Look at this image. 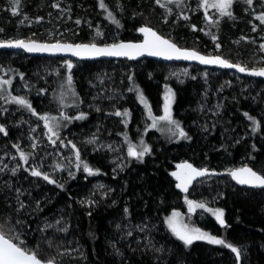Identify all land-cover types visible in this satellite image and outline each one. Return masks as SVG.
Returning a JSON list of instances; mask_svg holds the SVG:
<instances>
[{
  "label": "trees",
  "instance_id": "1",
  "mask_svg": "<svg viewBox=\"0 0 264 264\" xmlns=\"http://www.w3.org/2000/svg\"><path fill=\"white\" fill-rule=\"evenodd\" d=\"M178 4L183 15L172 24L159 20L153 0H0V42L55 43L57 39L47 35L50 28L65 31L56 43H109L112 33L120 42H137V31L146 25L174 44L203 53L204 45H216V55L226 61L264 69V22L259 19L264 0H252L251 5L233 0L231 15L216 20L213 12L207 13L211 20H201L199 14L190 15L185 3ZM85 17L96 18L93 24L110 18L106 27H99L107 30L104 38H91ZM14 53L22 60L11 57ZM68 61L74 62L68 75L71 87H57L61 73L50 87H30L23 95L25 105L15 103L8 88L0 87V234L56 264H264V189L239 188L227 176H215L194 182L182 194L172 180L183 162L216 173L243 165L264 176V82L217 70V77L185 79L175 87L172 108L183 137L171 140L155 133V141L153 132H147L148 154L140 161L127 159L122 168L111 163L124 153L122 148L80 150L68 175L57 163L53 172L45 168L42 156L25 144L26 129L47 137L41 115L54 114L55 130L67 136L66 148L77 146L78 133L92 131L123 143L129 136L116 123L115 113L129 110L135 122L140 97L157 114L167 84L164 73L170 67L149 59L116 61L126 71L124 86H130L121 103L116 97H122V91L108 95L107 101L100 95L103 75L111 72L104 66L113 61L77 62L0 51V68L11 71V84L38 63L55 67ZM65 92L72 97L70 106L62 99ZM209 108L214 114L204 112ZM67 109L76 110L68 114ZM33 169L42 175L33 176ZM193 200H204L208 208L221 212L224 225L210 212L192 214L188 208ZM174 213L189 232L197 229L237 248L239 260L224 244L193 240L186 245L169 226Z\"/></svg>",
  "mask_w": 264,
  "mask_h": 264
},
{
  "label": "rangeland",
  "instance_id": "2",
  "mask_svg": "<svg viewBox=\"0 0 264 264\" xmlns=\"http://www.w3.org/2000/svg\"><path fill=\"white\" fill-rule=\"evenodd\" d=\"M153 2L158 6V9H160V12L158 13V18L162 23H166L168 20H171L172 24H176L177 21H180L182 17V12L179 11L178 8V3H185L188 7L187 10L189 11L190 15H195L199 14L201 20H211L210 17L208 16V11L213 12L216 19H219L221 17V12L220 10L211 7V3L213 0H207V3L209 6H205V0H153ZM171 5V6H169ZM229 9V8H228ZM227 9V11H228ZM86 16V15H84ZM96 18L93 19H88L84 18V25L85 27L90 30V35L92 39H102L105 37L104 33L107 34L106 28V22L110 20L107 19L106 17L104 18V21L100 23V21L96 24H93V21H95ZM199 19V20H200ZM101 24L104 26L103 29L99 28L101 27ZM145 27H150L146 26ZM151 28V27H150ZM105 31V32H102ZM47 35L49 38H53L54 40L57 39L56 42H59L58 40L63 39V34L65 31H57L56 28H53L47 31ZM70 31L68 30V34ZM158 33V32H157ZM113 36L109 37L110 41L109 43H99L95 44L93 41H90L88 44H95V45H113L116 43H119L121 40L118 38V35L116 33H112ZM51 38V39H52ZM167 38V37H166ZM171 41L170 38H167ZM7 41H12L15 42L17 40L14 39H9ZM30 41H36V40H30ZM55 42V43H56ZM71 43V42H68ZM174 43V42H173ZM181 43H176V45L180 48H188L179 45ZM195 47V46H193ZM197 48V47H196ZM188 49H193L197 52H200L203 55L206 56H216V52L219 50V47L216 45H204L203 49L205 50V53H203L200 50H196L194 48H188ZM11 57L17 58L18 62L21 61L22 59L18 58L17 53L11 54ZM24 60L22 61V63ZM115 63L113 64H107V66H104V69L110 70L111 72H105L103 77H104V84L102 87L103 90L101 92V96L103 100H108V95L109 96H116V92H121L123 96L116 97L119 100H122L121 103L125 102V95H127L128 90L130 86H124V80L123 75L126 74V71L124 69H121L120 66L116 65V61H113ZM245 64V63H244ZM242 65L244 68H248L247 65ZM45 63H38L36 67L38 68H33V69H28L25 73V77L23 79H19L18 83L11 84L12 77H7V74H10L11 71H9L6 68H0V87H7L12 98H17V99H22L23 100V95L27 91L31 90L32 88L30 87H36L37 85H42L46 87H50L54 81L57 79L59 74L63 73L62 78L59 79V83L57 87H71L70 82L68 79L69 72L71 71V67L74 65V62L68 61V62H62L60 66H55V67H48V65ZM69 65L71 67L69 68ZM167 68V71L164 73V80L167 84L163 87L162 90V103L160 106L159 111L154 113L152 109L150 108L149 104L144 98L138 99V104H139V114L136 116V121L131 122L132 118L130 116V111L129 110H123V109H118L116 113H120V115H116V123L123 127L124 133H127L129 136V139H126L123 143L120 140L113 139L111 138L108 134L106 136H99L95 131L90 132L87 135H82V134H77L76 135V147H65V143L67 141V136L65 137H60L58 135V132L55 130V126H57L58 122L54 114L51 115H41V119L43 120L42 124L44 125L45 131L48 133L47 137L45 134L41 131H36L32 129H26L27 131V137L25 140L26 146H29L30 148L34 149V151L39 153L40 156H42L41 160L45 161V168L50 169V172L54 171V165L57 163L60 168L63 170L68 171V175L71 174V169L73 168L76 158L78 157V152L81 150H98V149H103V150H116V152L119 151V149H124V153L120 154L118 153V156L115 160H111V163H114L117 168H122L124 163H126L127 159H132V160H142L148 152H146L142 157H139L137 155H129L130 149L135 152L139 153L143 150L144 146H147L148 149L150 148L149 143L145 139V134L147 132H153L152 133V139H154V136L156 134L158 136H161L160 138H170L171 140H174V138H178L181 136L179 135V131H183L180 127V124L176 121V119L173 116V104L175 100V87L178 85L182 84V82L185 79H194L196 77L202 78V79H207L208 77H217L218 72L211 70L210 72L203 70L202 71H197L194 70V67L191 65H181V64H176V66H171ZM112 67V69H111ZM260 68V67H258ZM27 76V77H26ZM7 82V83H5ZM64 92L62 90L60 93ZM63 101H65L68 106H70L72 102V97L70 96L69 92L68 95L64 94L62 97ZM166 103L168 105V112L171 115V120L174 121L175 123H169L167 120H162L161 117L165 116V106ZM66 106V104L62 105ZM214 109L218 108L217 105L213 106ZM214 109L211 110L206 109L204 112H206L208 115L209 114H214ZM76 110V109H75ZM75 110L73 109H67L66 113L71 114ZM127 112V115L125 116L124 113ZM22 121L25 123V119ZM155 123V127H153V123ZM48 125L46 127L45 125ZM179 125V130L177 129L176 125ZM49 127L52 129V131H49ZM88 127V126H87ZM128 131V132H127ZM54 133V134H53ZM156 133V134H155ZM163 136V137H162ZM46 138H51L49 142H47ZM58 138V139H56ZM158 138H155L154 140L156 141ZM91 141V142H90ZM68 142H71L69 144H73L72 140H68ZM80 151V152H81ZM120 152V151H119ZM11 161V159H10ZM2 163H0V172L2 171L1 167ZM16 166V165H15ZM239 167H244L243 165H240ZM15 168V167H14ZM191 205H204V207H191L188 208L192 214H198V215H203L205 211L210 212L213 217L217 220L216 215L214 213L219 212L214 210L213 208L210 209L208 208V203L204 200H193L189 201V207ZM175 214V215H174ZM169 217L168 221H173L175 226L178 229H187L186 225L180 218L178 213H174ZM219 225L223 226L218 221ZM53 229L56 230L54 227ZM18 245V244H17ZM19 246V245H18ZM65 253V252H61ZM44 262V261H43Z\"/></svg>",
  "mask_w": 264,
  "mask_h": 264
},
{
  "label": "snow or ice",
  "instance_id": "3",
  "mask_svg": "<svg viewBox=\"0 0 264 264\" xmlns=\"http://www.w3.org/2000/svg\"><path fill=\"white\" fill-rule=\"evenodd\" d=\"M171 2V0H170ZM233 0H213L211 3V7L220 10L221 15H231L227 9L232 4ZM246 2L251 5L252 0H246ZM18 3V0H14V4ZM103 7V4H101ZM205 6H209L207 0H205ZM55 7V5H54ZM13 14H15V8H13ZM262 22H264V16L260 17ZM140 31L145 34V42L141 45H125V44H113L111 46L105 48H98L95 45H61V44H53V45H40L36 43H26L23 40H17L15 42L9 41L7 44L0 43V47H20L24 48L26 51L34 52V51H53V50H70L73 55H107V56H128L129 58H133L135 55H143L147 54L150 56H163L165 59H195L199 60L204 64H219L222 67H236L237 71L245 72L246 69L239 65H232L227 63L226 61L216 58H205L203 56L198 55L194 51H182L174 44L170 43L168 40L162 39L155 32H152L148 28H141ZM264 47V46H262ZM71 65H69V68ZM251 75L264 76V69L260 71H253L250 73ZM7 83V82H5ZM15 103L25 105V101L22 99H16ZM120 115V113H116ZM127 115V112L124 113ZM162 120H167L169 123H175L171 120V115L168 112V105L166 103L165 106V116L161 117ZM155 121L153 123V127H155ZM48 127V125H45ZM179 130V125H176ZM4 129L0 128V132H3ZM49 131L52 129L49 127ZM54 134V133H53ZM179 135L183 137L185 133L183 131H179ZM91 142V141H90ZM149 149L147 146L143 147V150L139 153L133 152L131 149L129 151V155H137L142 157ZM21 159L26 160V157L23 153H21ZM181 167L190 169L192 176H200L203 175V172L197 171L192 168L191 165H182ZM84 170L91 174V170L85 165ZM31 174L33 176H41L42 174L33 169ZM174 176H177V179H180V176L177 173H173ZM231 177L236 180L238 184H246L252 187L264 188V176L258 175L250 168H241L230 173ZM192 176H189L187 179L190 180ZM43 179L47 180L49 183H53L52 180L49 179L48 176H43ZM177 187H183L186 190V185L178 184ZM191 207H204V205H191ZM175 215V214H174ZM217 220L223 224V220L221 219L222 213L216 212ZM169 226L171 227L173 233L178 237V239L182 240L186 245H189L193 242V240H207L209 243L213 244H224L225 247L231 248L233 253L237 254V260H239V251L237 248L232 247L231 245L225 244L224 241L215 239L214 237L209 236L206 233H202L197 229H193L190 232L187 229H178L173 221H169ZM0 264H52L51 261L42 262L35 252L30 251L26 248H22L14 243L12 240L7 239L4 235H0Z\"/></svg>",
  "mask_w": 264,
  "mask_h": 264
},
{
  "label": "water",
  "instance_id": "4",
  "mask_svg": "<svg viewBox=\"0 0 264 264\" xmlns=\"http://www.w3.org/2000/svg\"><path fill=\"white\" fill-rule=\"evenodd\" d=\"M141 28H148L150 29L152 32H155L159 37H161L162 39L168 40L167 38L163 37L162 35H160L159 33H157L154 29L150 28V27H141ZM140 28V29H141ZM140 29L137 31V35L139 36L140 40L137 42H119L116 44H125V45H141L144 44L145 42V34L142 33L140 31ZM24 41V40H23ZM170 43L174 44L173 42H171L170 40H168ZM7 42H0L3 44H7ZM26 43H36V44H40V45H53V44H61V45H95V44H71V43H44V42H37V41H25ZM176 47H178L176 44H174ZM98 48H105L111 45H106V46H102V45H95ZM182 51H194L196 52L198 55L203 56L205 58H216L219 57L220 59L226 61L225 59H223L220 56H206L201 54L200 52H197L193 49H188V48H180ZM0 51H10V52H21L24 55L28 56V57H37V58H65V59H73L77 62H95V61H121V60H127V61H132V62H138L141 60H145V59H149V60H153V61H157V62H162V63H166V64H185V65H191V66H198L202 69H210V70H217V71H230L233 72L235 74H237L238 76H242V77H247L250 79H257V80H261L264 82V76H258V75H251L250 73L253 71H260L263 68H257V69H246L245 72H240L237 71L236 67H222L219 64H204L201 63L199 60H195V59H165L163 56H150L147 55L146 53L143 55H135L133 58H129L128 56H107V55H90V54H83V55H73L72 52L70 50H53V51H34V52H29L26 51L24 48H20V47H0ZM229 64L232 65H237V64H233L230 63L228 61H226ZM240 66V65H239ZM242 67V66H241ZM182 165H191L192 168L196 169L197 171L203 172V175L200 176H192V173L190 171V169L187 168H183L181 167ZM247 166L244 167H239V168H234V169H230L228 171H224L221 173H216L214 171L208 170V169H199L194 167L192 164L188 163V162H183L181 164H179L178 167H176L173 171V173H177L180 176V179H177V176H174L172 173V180L175 184L176 189L180 192V193H186L187 190H189V188L191 187V185L201 179L207 178V177H215V176H227L229 178V180L235 184L237 187L239 188H247V189H264V188H259V187H252L246 184H238L236 182V180H234L230 173L232 171L241 169V168H245ZM249 168V167H247ZM189 176H192V178L190 180H188L187 178ZM178 184H184L186 185V190L183 189V187H177ZM1 235V234H0ZM42 261V260H41ZM43 262V261H42ZM52 264H56L54 262H52Z\"/></svg>",
  "mask_w": 264,
  "mask_h": 264
},
{
  "label": "bare ground",
  "instance_id": "5",
  "mask_svg": "<svg viewBox=\"0 0 264 264\" xmlns=\"http://www.w3.org/2000/svg\"><path fill=\"white\" fill-rule=\"evenodd\" d=\"M228 72H230V71H228ZM237 168H239V167H237Z\"/></svg>",
  "mask_w": 264,
  "mask_h": 264
}]
</instances>
